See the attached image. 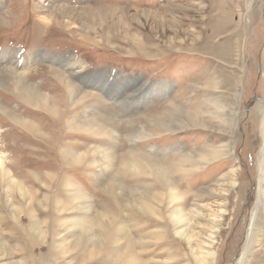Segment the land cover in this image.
Returning <instances> with one entry per match:
<instances>
[{
    "label": "rangeland",
    "instance_id": "rangeland-1",
    "mask_svg": "<svg viewBox=\"0 0 264 264\" xmlns=\"http://www.w3.org/2000/svg\"><path fill=\"white\" fill-rule=\"evenodd\" d=\"M11 49L0 264H264V0H0ZM98 71L137 82L113 101Z\"/></svg>",
    "mask_w": 264,
    "mask_h": 264
},
{
    "label": "bare ground",
    "instance_id": "bare-ground-1",
    "mask_svg": "<svg viewBox=\"0 0 264 264\" xmlns=\"http://www.w3.org/2000/svg\"><path fill=\"white\" fill-rule=\"evenodd\" d=\"M35 58H36L35 56H31L30 55L27 58L25 64L28 67L31 66L32 63H31L30 60L35 59ZM42 59L47 61L48 63H51L52 65H59L64 70H68V71L72 70L77 64V63H70L69 61H67L70 58L66 59L65 56H61V55L57 56V55H52V54L50 55V54L44 53L41 56H39V60L41 61ZM22 61H23V59H22L21 56L18 55V50L17 49L0 51V65H7V66H10V67H13L15 64H17V62H22ZM106 73H107V75H102L98 71V72H96L94 74L92 73V75H90L89 78L82 77V80H80L79 82H80V84L81 83H83V84H89L90 83V84H92V86L94 85V87H100L102 89L107 87L108 95L111 96L110 98L112 100H113V98L116 100L117 99L116 97L121 95V92H119V91H121V90L123 91L128 85H132V84L134 85L137 82V81L134 80V78L133 79H129V78L118 79L117 78L118 74L116 75L115 73H111L109 71H107ZM161 87H162L161 85L156 84V83L148 85V86L147 85L146 86L142 85L136 91L134 97L132 98L133 103H135V104H140L141 103L142 104V103H144V102H146L148 100H151L153 102V101H155L156 97H160V98L163 97L164 98L166 96V94L169 93V91L171 90V86L167 87V88L166 87L165 88H161ZM16 90H17V92L19 94H24L23 92L27 91V93L25 95L28 98V100L30 101V102L28 101V103H30V104L34 103L35 106L37 105L36 103H38V105H39L38 107L41 106V108L43 107V109H46V108L49 109L50 106L48 105V101H47L48 98L42 96L41 94H35L34 91H33V88L30 87V86H26V84L24 83L23 80L19 81ZM35 92H37V91H35ZM80 94L82 95L83 92H80ZM139 94H140L141 97L139 99H136V96L139 95ZM88 97H89V95L85 94L84 98L86 99ZM120 101H119V103H120ZM1 110L3 112H5V113H9L8 111L4 110L3 108ZM14 119L19 120L21 118H14ZM21 123H22L21 125H22V127L24 129H25V127H24L25 125H29L28 122H25V121H21ZM162 126H164V125H162ZM31 128L33 130H36V128L34 126H31ZM132 135L129 138L139 136L140 135V131L139 130H135V131L132 132ZM177 150H179V149H177ZM112 152L109 151V150H106V153H103L104 154V160L106 161L109 169H114L115 165H116L117 156L114 154V152L113 153ZM71 155H72V157H78V158L80 157L77 153H72ZM137 157H141V154H138ZM146 157L147 156H145L144 158H146ZM146 160H147L148 163L153 164L148 159H146ZM2 165H3V158L0 156V170L5 172L4 169H6V168H3L4 166L2 167ZM153 165H155V168L157 167L156 164H153ZM132 166L136 167L137 164L136 163H132ZM158 169H161V168H158ZM161 178L164 179V181H165V175L164 174L163 175L161 174ZM166 180H168V179H166ZM168 182H170V181L168 180Z\"/></svg>",
    "mask_w": 264,
    "mask_h": 264
}]
</instances>
